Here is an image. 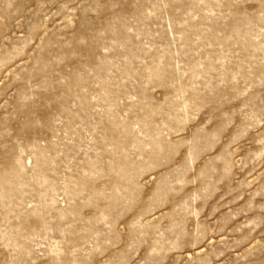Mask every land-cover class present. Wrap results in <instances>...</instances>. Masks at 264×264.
<instances>
[{
    "label": "rangeland",
    "instance_id": "1",
    "mask_svg": "<svg viewBox=\"0 0 264 264\" xmlns=\"http://www.w3.org/2000/svg\"><path fill=\"white\" fill-rule=\"evenodd\" d=\"M0 264H264V0H0Z\"/></svg>",
    "mask_w": 264,
    "mask_h": 264
}]
</instances>
